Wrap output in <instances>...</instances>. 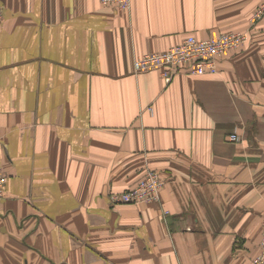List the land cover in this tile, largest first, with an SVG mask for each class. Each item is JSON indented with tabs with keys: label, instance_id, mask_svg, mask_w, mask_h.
Returning a JSON list of instances; mask_svg holds the SVG:
<instances>
[{
	"label": "crops",
	"instance_id": "0c3cea01",
	"mask_svg": "<svg viewBox=\"0 0 264 264\" xmlns=\"http://www.w3.org/2000/svg\"><path fill=\"white\" fill-rule=\"evenodd\" d=\"M264 0H0V264H253L264 223ZM248 32L218 73L136 74ZM236 133L239 141L227 137ZM157 202L111 206L147 171Z\"/></svg>",
	"mask_w": 264,
	"mask_h": 264
},
{
	"label": "built area",
	"instance_id": "2783aa9c",
	"mask_svg": "<svg viewBox=\"0 0 264 264\" xmlns=\"http://www.w3.org/2000/svg\"><path fill=\"white\" fill-rule=\"evenodd\" d=\"M102 6L119 11H128L131 0H99ZM2 9L0 7V19ZM264 18V2L250 17V27ZM248 32L224 33L206 40H197L192 36L184 38L178 45L160 53H149L134 60L136 74L159 70L166 83L179 73L181 68L188 69L192 76L215 75L218 73L217 58L242 48L248 40ZM231 143L239 141L234 132L227 137ZM5 176L0 170V198L3 196ZM164 182L156 171H147L139 183L131 190L108 197L111 206L149 204L159 201ZM258 254L253 264H264V223L258 244Z\"/></svg>",
	"mask_w": 264,
	"mask_h": 264
}]
</instances>
